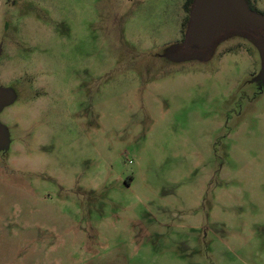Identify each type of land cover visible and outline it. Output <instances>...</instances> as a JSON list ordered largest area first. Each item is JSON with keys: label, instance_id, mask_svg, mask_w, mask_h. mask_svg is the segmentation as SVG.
Listing matches in <instances>:
<instances>
[{"label": "rangeland", "instance_id": "obj_1", "mask_svg": "<svg viewBox=\"0 0 264 264\" xmlns=\"http://www.w3.org/2000/svg\"><path fill=\"white\" fill-rule=\"evenodd\" d=\"M185 1L0 0V264H264L258 38Z\"/></svg>", "mask_w": 264, "mask_h": 264}, {"label": "water", "instance_id": "obj_2", "mask_svg": "<svg viewBox=\"0 0 264 264\" xmlns=\"http://www.w3.org/2000/svg\"><path fill=\"white\" fill-rule=\"evenodd\" d=\"M232 29L252 31L257 36L264 63V16L251 11L245 0H195L190 14L187 44L196 50H205L217 37ZM11 100L12 95L0 88V108ZM6 143L5 132L0 126V147Z\"/></svg>", "mask_w": 264, "mask_h": 264}, {"label": "trees", "instance_id": "obj_3", "mask_svg": "<svg viewBox=\"0 0 264 264\" xmlns=\"http://www.w3.org/2000/svg\"><path fill=\"white\" fill-rule=\"evenodd\" d=\"M194 2L195 0H186L184 5H183V8L184 10L186 11V13H188V16L186 18V20L184 21V24H183V32H184V46L182 47V51H181V54H193V52H195L196 49H194L193 47L189 46L187 44V37H188V30H189V26H190V14H191V11H192V8H193V5H194ZM245 3L247 4L248 8L253 11V12H256V13H259L261 15L264 16L263 13L259 12L255 7H254V4H253V0H245ZM239 31V29H232V30H228L226 31L224 34H222L221 36L217 37L216 39H219L220 37H222L223 35L227 34L228 32L230 31ZM243 31H246V30H243ZM247 32H250V33H253L252 31H247ZM264 36V34H263ZM215 39V40H216ZM214 40V41H215ZM213 41V42H214Z\"/></svg>", "mask_w": 264, "mask_h": 264}]
</instances>
